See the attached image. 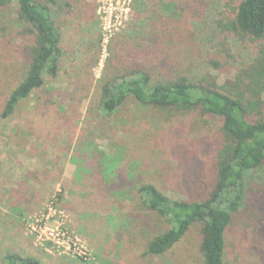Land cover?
Here are the masks:
<instances>
[{
    "label": "rangeland",
    "instance_id": "rangeland-1",
    "mask_svg": "<svg viewBox=\"0 0 264 264\" xmlns=\"http://www.w3.org/2000/svg\"><path fill=\"white\" fill-rule=\"evenodd\" d=\"M36 1L49 9L61 51L57 76L43 77L42 100L58 94L48 117L34 94L0 119V264L13 255L39 264H202L205 227L198 223L167 254L147 255L148 241L169 226L131 203L129 193L150 183L172 200L202 194L215 174L218 121L198 112L168 117L132 98L102 119L90 101L105 84L134 72L146 73L151 84L182 77L197 82L209 74L218 87H234L254 46L229 39L210 49L222 38L214 27L219 0H211L196 23L144 9L145 0ZM23 29L14 7L0 9V113L26 73L29 37H22ZM75 90L80 94L73 96ZM34 118L45 122L41 133L27 128ZM14 127L22 128L21 142L26 140L20 149L8 140ZM102 150L122 157L117 197L93 193L84 182L90 173L75 176L81 155L90 166ZM225 238L228 264H264V163L250 175Z\"/></svg>",
    "mask_w": 264,
    "mask_h": 264
},
{
    "label": "trees",
    "instance_id": "trees-1",
    "mask_svg": "<svg viewBox=\"0 0 264 264\" xmlns=\"http://www.w3.org/2000/svg\"><path fill=\"white\" fill-rule=\"evenodd\" d=\"M145 1L144 9L153 7L169 17L171 13H178L179 18L187 17L196 23L211 0ZM219 1L221 17L214 22V27L222 38L217 46L210 49L227 45L229 39L254 46L252 60L236 77L237 85L218 87L209 74L197 82L182 77L151 84L146 73L134 72L129 79L122 78L105 84L100 95L90 101V108L102 119L114 115L127 99L132 98L142 107L169 112L171 115L168 117L198 112L200 116L216 119L220 124L214 178L202 194L186 192L189 194L186 200H172L150 183H141L129 193L131 203L138 202L144 211L160 221L164 220L169 226L148 241L147 255L167 254L182 240L188 229L198 223L205 227L199 247L202 264H228L226 232L234 214L244 204L250 175L264 163V103L261 99L264 93V0ZM8 7L15 8L17 21L24 27L22 37L28 36L29 43L25 46L26 73L5 99L0 119L11 117L18 106L34 94L37 95V107L47 108L45 116L48 117L54 110L51 102L58 92L48 94L43 101V77L47 75L54 79L58 74L61 57L59 33L54 28L49 9L36 0H0V9ZM161 32L157 31L156 34L160 35ZM227 51L224 48L225 57L229 58ZM212 65L217 67V63ZM79 94L75 90L73 96ZM36 122L34 118L31 124L27 123V128L38 129L41 133L45 122ZM13 131V136L8 140L20 149L22 143L26 144V140L21 142L23 130L14 127ZM36 139L39 140L38 135ZM198 147L205 152V144L199 143ZM80 157L81 162L75 164V176L83 175L81 178H84L90 173L84 182L89 181L93 193L103 198L117 197L118 185H121L117 171L122 170L119 167L122 157L116 158L103 150L95 151L93 157L96 162L90 164L91 168L85 161L86 155ZM5 264L39 263L32 258L13 255L6 257Z\"/></svg>",
    "mask_w": 264,
    "mask_h": 264
}]
</instances>
